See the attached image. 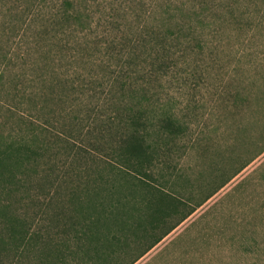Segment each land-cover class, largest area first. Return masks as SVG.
Segmentation results:
<instances>
[{
	"label": "rangeland",
	"instance_id": "rangeland-1",
	"mask_svg": "<svg viewBox=\"0 0 264 264\" xmlns=\"http://www.w3.org/2000/svg\"><path fill=\"white\" fill-rule=\"evenodd\" d=\"M128 113L148 130L149 174L108 170ZM27 133L52 148L57 184L65 141L96 136L83 177L102 180L66 199L81 232L65 252L17 254L12 239L0 264H122L252 156L134 264H264V0H0V151ZM1 170L0 219L5 204L37 221L60 210L58 191L13 194Z\"/></svg>",
	"mask_w": 264,
	"mask_h": 264
},
{
	"label": "trees",
	"instance_id": "trees-1",
	"mask_svg": "<svg viewBox=\"0 0 264 264\" xmlns=\"http://www.w3.org/2000/svg\"><path fill=\"white\" fill-rule=\"evenodd\" d=\"M71 4L73 6L74 2H71ZM128 109L129 108H126V110ZM118 110L122 111L120 107ZM129 110L132 109L130 108ZM129 115L130 118L126 119L127 125L123 126L127 127L123 130H116L114 132L115 136L111 138L110 154L112 158H110L111 160L109 161H112V166L109 167L108 170L114 172L115 175L120 174L123 176H141L149 174L151 171L153 156L151 146L147 142L148 130L140 126L143 117L139 118V115L131 113ZM120 124L123 123L120 122ZM90 137L94 139L91 140V146H88L86 143L83 146H73L74 144L72 142L65 141V144L68 145V149H70L68 152H71L70 155L73 156L74 161L72 165L62 170L64 178L61 179L59 184H57V177L53 178V175L55 174V166L51 163L52 148L48 146V144L43 145V143H40L39 139L32 137L29 133L22 136L20 139H14L5 143V150L0 151V165L4 166L5 169V190L13 194H15L18 189L23 190L26 193L31 191L28 197H34V190H41L43 193L53 197L54 193L58 191L61 198L58 200V207L60 210L56 212L51 210L43 212V217L41 218L42 220H38L40 222L37 221V218L32 219V216L24 217L20 215V212L10 208V204H5V219H0V242H2L0 246V257L4 254V252H10L12 248L8 245V243H10V240L12 239L16 242L14 253L17 254L26 252V246H24L26 241V244L29 245V247L31 245V250L37 247H45L48 249L50 248V251L53 252L54 249H52V244H55L57 246L60 245L62 247L60 251L65 252L67 250L66 243L70 230L74 229L73 225L78 231L77 233L81 232V228L76 226V222L72 221L73 216L70 214L69 209H67L68 205L66 199L68 198L69 200L75 195L73 192L75 188H79L80 190L85 189V185L87 184L91 185L87 188V191L94 190L97 192L99 188L97 184L100 180H102L101 178L97 177L92 180L89 179L88 181H85V177H83L84 174L93 173V169H91L90 164H88L89 159H84L88 157L87 148L90 150L93 146L98 149L97 142H103L99 141L96 136L93 137V135H90ZM83 147L87 148L85 149ZM263 151L264 144L260 148L259 153H262ZM254 157L255 156H252L228 180L219 185L214 192L210 193L206 198L195 204L194 207L183 215V217L176 224L171 226L169 229L164 230L162 234H160L142 252L137 254L131 260L122 262V264H134L182 221L188 218L199 206H201L209 197L224 186L232 177L239 173L246 165L251 163ZM71 161L69 163H71ZM109 161H106V164H110ZM1 162H3V164H1ZM114 162L117 163L116 166H113ZM98 171L99 170L97 169L96 172ZM0 173H4V170H1ZM40 177H45L48 181L42 183L40 182ZM42 180L44 179L42 178ZM65 182H67V185H65ZM33 188L35 189L33 190ZM54 190L55 192H53ZM78 194L80 195V192H78ZM41 221L42 224L40 225ZM55 222H58L59 226L56 231L53 228ZM17 224H19L18 227H16ZM60 239L63 241V244H58V240ZM2 247H6V249ZM122 250L127 251L124 247L121 248V251Z\"/></svg>",
	"mask_w": 264,
	"mask_h": 264
}]
</instances>
